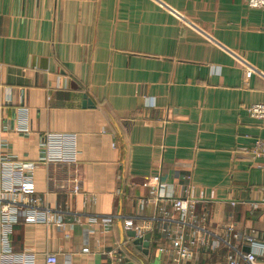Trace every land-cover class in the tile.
I'll return each instance as SVG.
<instances>
[{"label":"crops","instance_id":"crops-1","mask_svg":"<svg viewBox=\"0 0 264 264\" xmlns=\"http://www.w3.org/2000/svg\"><path fill=\"white\" fill-rule=\"evenodd\" d=\"M258 101L264 9L245 0H0V137L25 162L45 135H73L76 151L34 167L49 220L15 223L12 250L174 264L173 241L197 239L190 264H229L221 239L264 241V128L246 110ZM176 197L192 207L175 211ZM125 220L150 233L146 254Z\"/></svg>","mask_w":264,"mask_h":264},{"label":"built area","instance_id":"built-area-1","mask_svg":"<svg viewBox=\"0 0 264 264\" xmlns=\"http://www.w3.org/2000/svg\"><path fill=\"white\" fill-rule=\"evenodd\" d=\"M248 7L264 9V0H245ZM247 113L260 121L264 128V101H258L246 107ZM19 133H28L22 129H16ZM66 152H68L66 154ZM252 152L256 155H264V139H256L253 142ZM76 151L74 150L73 135H45V142L42 145L41 154L37 161L25 162L19 160L10 152L8 143L0 137V264H33L31 254L18 253L12 250L10 237L13 225L19 221L24 222H47L46 210L40 207V197L34 192L33 188V169L38 164L44 163H70L75 162ZM159 176L153 175L151 180L158 182ZM150 180L142 183L143 186L150 185ZM80 183L74 181L72 191L79 192ZM192 205L189 199L176 197L173 199V208L182 214L186 213ZM95 220V219H94ZM102 225H109L112 221L110 217L98 219ZM124 227L132 229L136 237H142L143 229L133 223L132 220H125ZM235 241H242L240 234L233 233ZM249 241V250L242 252L236 243L230 242V239H221L223 244L228 247V263L237 264L239 259H243L248 264H255L258 260H264V241L256 242L246 237ZM245 241V240H244ZM217 242V241H216ZM214 243V246L217 243ZM197 239L189 241H173L169 252L174 264H190L193 256V246ZM160 250H164L163 248ZM112 259L115 257L119 264L121 257L109 254ZM30 259V260H29ZM45 264H56L54 253L45 255Z\"/></svg>","mask_w":264,"mask_h":264},{"label":"water","instance_id":"water-1","mask_svg":"<svg viewBox=\"0 0 264 264\" xmlns=\"http://www.w3.org/2000/svg\"><path fill=\"white\" fill-rule=\"evenodd\" d=\"M127 234L128 237L132 238L131 241L132 244L139 249L143 248V253L146 254L149 246L150 233H145L142 237H136L133 230H128ZM124 264H136V263L130 261V259L126 257Z\"/></svg>","mask_w":264,"mask_h":264}]
</instances>
